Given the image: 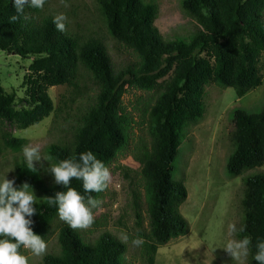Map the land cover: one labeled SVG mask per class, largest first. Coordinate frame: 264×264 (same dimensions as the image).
Returning <instances> with one entry per match:
<instances>
[{"label":"trees","instance_id":"16d2710c","mask_svg":"<svg viewBox=\"0 0 264 264\" xmlns=\"http://www.w3.org/2000/svg\"><path fill=\"white\" fill-rule=\"evenodd\" d=\"M181 4L197 22L196 29L187 36L167 39L155 24L158 6L153 0H99L109 34L138 57L117 69L102 38L86 37L68 25L66 31H58L54 13L37 14L39 8L26 5L23 14H18L14 0H0V49L23 58L34 57L31 73L25 78L29 107L17 109L15 92L6 93L0 87V117L26 128L54 110L48 92L51 86L79 88L87 75L97 87L71 138L46 146L51 165L33 162L34 171L28 169L25 158L15 162L16 181L20 185L27 182L42 194L36 200L31 227L44 240L53 233L58 217V206L47 197L65 190L48 169L89 150L109 167L129 143L132 117L123 103L128 86L160 93L149 110L152 140L141 167L148 228L142 213L143 194L137 190L133 194L147 263L155 264L160 245L189 232V222L180 210L188 188L184 181L174 179V161L185 128L205 114L209 83L233 87L239 97L262 83L264 0H182ZM13 15L19 18L10 22ZM233 120L232 148L225 167L229 175H242L243 216L236 236L238 240L251 238L247 264H256L255 245L264 240V103L255 112L235 109ZM4 142L20 150L25 141L9 135ZM71 186L88 195L81 180L73 179ZM103 192L91 195L101 199ZM57 239L60 250L44 255L43 264H126L127 244L110 231L90 241L81 230L63 223Z\"/></svg>","mask_w":264,"mask_h":264},{"label":"rangeland","instance_id":"374dc122","mask_svg":"<svg viewBox=\"0 0 264 264\" xmlns=\"http://www.w3.org/2000/svg\"><path fill=\"white\" fill-rule=\"evenodd\" d=\"M158 6L155 24L167 39L189 35L197 22L182 7V0H153ZM64 7L60 0H46L37 14L52 12L55 16L64 13L66 25L84 36L102 38L110 48L117 69L135 62L138 57L119 44L109 34L100 10L99 0H67ZM34 57L23 58L15 53L0 49V87L6 93L15 92L17 109L29 107L26 77L31 73ZM80 87L63 84L51 86L48 90L54 110L40 122L26 128L16 120L0 117V181L15 179V162L24 157L22 149L13 150L6 146L4 138L23 139L24 145H40L41 161L50 164L46 146L57 140L71 138L74 127L92 102L97 92L93 80L87 75L79 82ZM160 93L128 86L123 103L131 114L132 127L127 147L109 165L112 181L103 192L101 207L95 210V222L81 232L92 241L104 231H110L118 238L122 233L129 239L126 264H148L142 246L135 247L131 241L138 236L136 213L134 211V190L143 194L142 213L144 226L148 228L147 204L144 198V182L141 167L144 153L150 149L149 110ZM206 111L202 119L185 128V139L174 161L173 177L184 181L188 198L180 210L187 218L190 228L185 235L172 238L160 245L155 264H247L246 259H233L224 247L230 239H237L236 232L229 234V226L236 228L242 221L241 200L243 198L242 175L232 176L226 171V162L232 148L231 133L234 129L233 111L244 108L258 111L264 103V70L262 83L239 97L233 87L211 82L206 86ZM51 165V164H50ZM264 169V167H263ZM38 198L39 189L32 188ZM31 191V189H30ZM65 223L59 216L53 223V233L45 240L44 255L60 250L57 233ZM28 257L29 264H43L42 256H35L29 249L21 252Z\"/></svg>","mask_w":264,"mask_h":264},{"label":"clouds","instance_id":"9594fccd","mask_svg":"<svg viewBox=\"0 0 264 264\" xmlns=\"http://www.w3.org/2000/svg\"><path fill=\"white\" fill-rule=\"evenodd\" d=\"M46 0H14V7L18 14H23L27 5L42 9ZM64 7H68L67 0H60ZM19 15L11 16L10 22H15ZM67 16L59 13L53 18L58 31H66ZM23 155L28 169L35 171L34 161H41L40 145L27 144L23 146ZM55 178V183L62 185L64 191H57L54 197H47L49 202L57 205L60 220L73 230H87L95 222V210L103 203L91 195L105 191L112 181L110 169L91 151L82 152L78 157L60 160L58 164L48 169ZM73 179L83 182V195L71 186ZM31 189V191H30ZM36 200L32 187L24 182L20 187L15 186V179L0 181V264H29L28 257L20 252V248L29 249L35 256L46 253L47 243L42 236L33 232L31 217L36 214ZM241 226L239 231H244ZM237 231L235 225L229 226V234ZM122 242H128V235L122 233ZM14 241V242H13ZM144 239L137 236L131 243L135 247L144 244ZM252 241L249 237L230 239L224 250L236 260L246 259L251 251ZM254 260L256 264H264V240L257 241Z\"/></svg>","mask_w":264,"mask_h":264}]
</instances>
